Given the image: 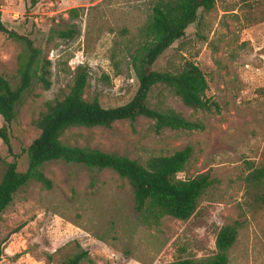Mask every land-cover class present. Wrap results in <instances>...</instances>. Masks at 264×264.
<instances>
[{"label":"rangeland","instance_id":"1","mask_svg":"<svg viewBox=\"0 0 264 264\" xmlns=\"http://www.w3.org/2000/svg\"><path fill=\"white\" fill-rule=\"evenodd\" d=\"M35 2V4H34ZM157 0H0L9 30L26 35L52 62L51 88L34 85L18 107L10 128L12 153L0 138V181L7 164L28 167L25 150L39 136L34 125L47 102L69 93L78 68L88 72L85 98L97 97L104 108L129 103L139 82L133 56L144 43L143 29ZM78 9L71 18L69 11ZM74 27L72 39L58 32ZM23 47L0 33V74L13 87L19 81ZM194 61L209 82L210 111H194L163 85L148 103L173 109L201 122L204 131L157 133L154 122L139 117L111 128H74L64 142L118 154L144 165L154 156H171L186 146L194 150L178 179L209 174L212 186L187 221L164 218L144 222L135 210L127 181L111 170H90L61 161L42 171L51 190L30 182L14 199L0 223L5 244L0 264H60L78 251L92 263L170 264L179 258L204 260L216 253L220 228L240 224L228 264H264V186L251 182L264 169V0H218L211 12L199 10L196 23L147 72H176ZM4 125L0 117V128ZM22 230L12 235L17 228Z\"/></svg>","mask_w":264,"mask_h":264},{"label":"trees","instance_id":"2","mask_svg":"<svg viewBox=\"0 0 264 264\" xmlns=\"http://www.w3.org/2000/svg\"><path fill=\"white\" fill-rule=\"evenodd\" d=\"M218 0H157L152 8V16L143 29L144 43L133 56V67L139 82L135 97L127 104L104 108L97 97L87 100L88 72L78 68L69 93L62 98L47 102L44 111L34 122L40 132L34 142L25 150L28 167L23 173L18 171V163L7 164L0 181V223L4 213L13 204L15 196L30 182H36L45 190L53 188V182L42 171L46 163L61 161L84 166L90 170H111L127 181L133 191L135 210L144 222L159 225L166 217L181 221L189 220L197 211L203 194L212 186L209 174H200L192 179L180 180L194 150L186 146L171 156H154L142 165L136 160L118 154H108L99 150L83 148L64 142L66 133L74 128H111L120 121L136 122L145 117L154 122L157 133L170 129L174 131H204L205 125L186 119L173 109H154L148 103L152 89L160 84L168 88L181 102L194 111H210L206 98L209 82L204 72L194 61H186L176 72H147L177 41L186 36L187 28L196 23L199 10L211 12ZM35 4V2H34ZM78 9L69 11L71 18L78 16ZM0 33L21 44L18 56V77L16 87L0 74V117L4 125L0 128V138L12 153L10 128L17 117L18 107L34 85L42 89L51 88L52 62L43 55L35 42L26 35L9 30L0 12ZM62 39H72L74 27L58 32ZM253 186H264V169L251 176ZM240 224L235 222L219 229L216 235V253L204 260L179 258L170 264H228V252L237 240ZM23 228V227H22ZM17 228L12 235L19 233ZM11 236L0 238V262L5 244ZM78 251L60 264L92 263L90 252L78 246Z\"/></svg>","mask_w":264,"mask_h":264}]
</instances>
